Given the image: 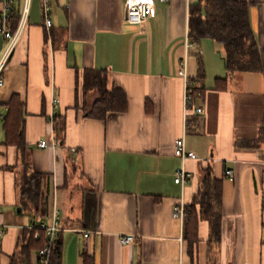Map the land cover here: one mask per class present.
<instances>
[{"label": "crops", "instance_id": "crops-1", "mask_svg": "<svg viewBox=\"0 0 264 264\" xmlns=\"http://www.w3.org/2000/svg\"><path fill=\"white\" fill-rule=\"evenodd\" d=\"M25 1L11 2V32ZM42 1L30 0L25 31L1 74L0 264L37 261L28 230L41 217L22 208L18 187L27 168L46 175L45 219L60 211L61 264H83V251L95 264H264V0H246L263 69L232 75L212 39L187 49L190 1L157 3L136 25L126 21L125 0H50L49 30ZM4 9L0 0V26ZM8 42L0 33V61ZM186 57L190 77L198 76L199 57L205 69L201 116L186 117L179 75ZM86 69L106 71L108 88L126 95L125 111L87 115L85 98L96 93L83 95ZM14 97L25 107L23 149L5 144ZM52 114L65 121L63 140ZM56 137L58 147H39ZM182 137L198 156L184 163L191 173L185 186L175 182L183 163L174 144ZM208 170L221 184L219 233L196 204L192 235L172 212L182 201L194 203ZM125 235L134 242L122 243Z\"/></svg>", "mask_w": 264, "mask_h": 264}, {"label": "trees", "instance_id": "trees-1", "mask_svg": "<svg viewBox=\"0 0 264 264\" xmlns=\"http://www.w3.org/2000/svg\"><path fill=\"white\" fill-rule=\"evenodd\" d=\"M250 3L246 0H192L190 2L189 38L196 45L203 38H210L225 50L224 60L228 75L243 72H258L263 69L261 52L258 47L249 17ZM11 15V12H10ZM9 15V16H10ZM21 14L19 15L20 20ZM199 73L195 78L190 77L192 89L204 93L202 85L205 78V69L201 57L198 59ZM83 95L94 91L97 96L91 107L84 105L88 116L105 119L109 112L125 111L127 98L118 88H108V75L105 70L86 69L83 73ZM219 82L226 78H219ZM198 99L196 97L195 102ZM79 104V103H78ZM79 106V105H77ZM25 107L18 97H14L4 116V129L6 133L5 144L25 148L24 142ZM65 121L60 115L56 116L55 133L63 140L65 135ZM264 140V127H262L260 141ZM27 166L29 163L26 161ZM46 175L32 172L28 168L18 179L21 206L36 218H45L48 215V194L45 190ZM221 184L212 178L211 170L202 180V187L195 196L194 203L186 206L188 218L185 222L186 230L191 228V234H196L198 215L195 213L196 204L201 206V216L210 221L214 235L219 233L221 197ZM264 217V196L262 203ZM29 231V249H39L45 242L44 237L35 239L34 229ZM62 232L53 247L52 264H61L63 241ZM83 264H95L94 259L86 252H82Z\"/></svg>", "mask_w": 264, "mask_h": 264}, {"label": "built area", "instance_id": "built-area-1", "mask_svg": "<svg viewBox=\"0 0 264 264\" xmlns=\"http://www.w3.org/2000/svg\"><path fill=\"white\" fill-rule=\"evenodd\" d=\"M5 3V9L3 13V24L0 26V33L8 39V46L4 52V55L0 61V86L4 84V80L1 77L2 70L7 64L9 57L14 51L17 43L21 39L27 24L30 11V0H26L25 4L21 11V17L16 29L11 32L7 29V19L10 15L11 2L12 0H3ZM169 0H125V11H126V21L131 24L141 25L149 17L153 16L156 12L157 3H164ZM192 1V0H187ZM50 0L42 1V11L44 16V23L46 28L49 30L52 26L51 19V5ZM195 44L189 38V35L186 38V47L187 49L192 48ZM179 75L184 78L185 81V105H186V117H189L192 114L195 115H204L206 110L202 105H199L195 102L197 97L198 100L202 99L203 92L202 90L192 89L190 76L188 75V59L187 57L182 62V67L179 70ZM59 103V99H54L53 104L56 107ZM55 115H50V122L52 125H55ZM189 126V122L187 124ZM60 144L59 139L56 137L52 142L43 140L39 143L41 148H56ZM75 152L76 149H73ZM174 152L177 157L182 160V167L177 170L176 173V183H180L182 186H185L191 180V173L186 171L184 163L191 159H198L197 154L194 151H190L186 148L184 138H179L175 141ZM228 174H231V171H227ZM188 210L184 202L176 204L173 208L172 216L174 219H177L182 224L186 222L188 218ZM30 229H34L35 239H40L44 237L45 242L37 250V261L35 264H52L53 261V247L54 244L61 232V222H60V211L56 208L51 216V220L47 221L45 218H41L39 221L35 222ZM2 229H0V234ZM89 232H84L85 237H89ZM122 243L129 244L134 242L133 235H125L121 239Z\"/></svg>", "mask_w": 264, "mask_h": 264}, {"label": "rangeland", "instance_id": "rangeland-1", "mask_svg": "<svg viewBox=\"0 0 264 264\" xmlns=\"http://www.w3.org/2000/svg\"><path fill=\"white\" fill-rule=\"evenodd\" d=\"M209 43H215L213 40H207ZM212 44V45H213ZM216 44V46H214V47H216V49L218 50V52H219V54L220 55H222V56H225V50H224V48L222 47V45H220V44H217V43H215ZM216 50V51H217ZM96 96H97V94H93V96H89V99H88V96L85 98L86 100H89V106H88V108L89 107H91V105H92V102H93V100L96 98ZM24 171H22V173H23ZM22 173H21V175L19 176L20 178L22 177Z\"/></svg>", "mask_w": 264, "mask_h": 264}, {"label": "water", "instance_id": "water-1", "mask_svg": "<svg viewBox=\"0 0 264 264\" xmlns=\"http://www.w3.org/2000/svg\"><path fill=\"white\" fill-rule=\"evenodd\" d=\"M18 210H19V211H21V209H20V208H19Z\"/></svg>", "mask_w": 264, "mask_h": 264}]
</instances>
